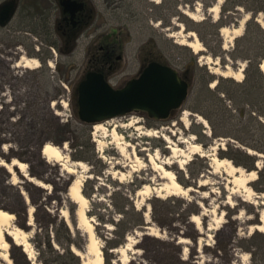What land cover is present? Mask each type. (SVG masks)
I'll return each instance as SVG.
<instances>
[{
	"label": "rangeland",
	"instance_id": "374dc122",
	"mask_svg": "<svg viewBox=\"0 0 264 264\" xmlns=\"http://www.w3.org/2000/svg\"><path fill=\"white\" fill-rule=\"evenodd\" d=\"M96 1L98 13L107 22L111 12L106 1ZM235 1L223 0L214 15L209 9L217 0H124V7L115 10L111 20L127 36L123 77L137 72L136 56L141 47V55L151 51L178 70L189 82V92L182 107L167 119L155 120L145 113L130 112L103 121L104 128L99 130L94 129L96 123L80 121L77 106L70 101L86 63L83 45L72 57H63L57 50L47 48L48 57L39 60L38 67L28 68L20 58H37L28 50L35 52L34 44H38L35 37L43 35L40 20L19 12L9 30L0 31L3 44L0 72L14 86L2 89L0 160L10 162L16 158L27 165L26 172L17 167L9 172L0 165V209L14 215L4 227L24 230L30 248L26 252L7 237L10 263L0 259L1 264H71L68 249L71 240L79 241L77 231L84 235L86 243L82 250L74 244L70 249L80 254L82 264H98V247L102 264H264V232L254 229V225L261 224L260 215L264 213V178L261 182L258 174L264 165V154L235 139L241 136L252 143L257 139L254 121L248 120L247 113L238 115L250 98L238 91L237 102L221 93L218 95L223 100L218 101L214 92L220 78L244 83L249 59L260 62L264 57V27L257 21H264V11L254 10L251 0H241L246 6H235ZM184 11L193 12L200 19H191ZM242 21L239 35L232 38V34H221L222 27L233 30ZM250 25H257L262 32L253 31ZM26 30L30 34H25ZM189 31L200 41L201 51L194 52L180 44L184 39L192 40L186 37ZM48 40L57 41V36L48 35ZM10 45L19 48L10 49ZM15 51L19 54L17 58ZM226 65L232 69L243 65L242 79L214 72L224 70ZM261 73L260 92L264 91ZM249 86L250 81L244 88L247 90ZM248 110L247 107L245 112ZM258 118L264 123V117ZM113 130L121 138L118 142ZM148 131L157 132L147 135ZM184 139L188 142L181 143ZM167 140L185 152L171 157ZM192 142L199 143L202 151L189 153ZM46 143L61 149L66 146L62 152L68 157L67 165L84 163V168L76 167L75 175L85 179L82 186L87 198L83 205L85 215H81L84 208L67 193L74 174L66 172L62 160L42 156L41 148ZM213 146L217 158L228 159L244 172L255 171L256 178L238 183L223 167L214 168L209 155ZM235 147L256 152L254 168L236 163L250 161L238 155ZM149 154L158 163L190 157L183 168L178 163L167 168L183 187L193 189L177 195L150 192L148 199L139 194L145 184L157 187L165 181L149 160ZM29 176L45 187L30 182ZM203 181L205 184L200 185ZM126 199L141 211V224H137L136 215H128V231L117 250L112 251L106 242L114 237L115 226L111 221L121 218L116 209H126ZM194 215L199 216L197 222L191 220Z\"/></svg>",
	"mask_w": 264,
	"mask_h": 264
},
{
	"label": "flooded vegetation",
	"instance_id": "af4514ba",
	"mask_svg": "<svg viewBox=\"0 0 264 264\" xmlns=\"http://www.w3.org/2000/svg\"><path fill=\"white\" fill-rule=\"evenodd\" d=\"M105 1L106 8L111 12L110 20L107 22H104L98 13L96 0H0V31L3 28L9 30L10 24L19 12H22L21 15L24 17L32 19L37 17L40 20L43 35L35 37L38 42V44H34L36 50L32 53L28 50V53L36 55L38 61L48 57L47 48L52 52L57 50L58 54L63 57H72L80 49L79 46L83 45L86 63L79 74L70 99L71 103L77 106V88L88 73L101 74L111 86L119 89L128 80L139 76L141 70L151 62L168 65L151 51H146L141 55L140 47L136 56L138 60L137 72L130 77H123L124 38L127 36L121 32L120 27H114L111 20L114 11L124 7V0ZM6 10L10 14L4 18L3 12ZM24 33L30 34L28 30ZM48 35L57 36V41L48 40ZM2 46L3 44L0 42V56L2 55ZM20 46L26 47L24 44ZM13 47L19 48L15 45H10L8 48ZM15 55L14 58L19 56L17 51H15ZM12 80L15 81L13 78ZM112 81L115 84H112ZM6 86L14 87L11 84V79L3 77L0 72V102L2 101V89ZM10 90L12 91V89Z\"/></svg>",
	"mask_w": 264,
	"mask_h": 264
},
{
	"label": "bare ground",
	"instance_id": "6f19581e",
	"mask_svg": "<svg viewBox=\"0 0 264 264\" xmlns=\"http://www.w3.org/2000/svg\"><path fill=\"white\" fill-rule=\"evenodd\" d=\"M223 0H217V2L210 7V12L214 13L216 15L219 10V5ZM184 13L190 17L191 19L194 20H199L200 17L197 16L195 13L190 12V11H184ZM257 21L261 24L262 27H264V21L257 19ZM243 22L236 27L233 30H230L228 27H222L220 29L221 34L224 36H228V34H232V38L235 37V35H239L242 31L243 28ZM186 37H192V40L184 39L183 41L180 42V44L187 45L188 47L192 48L194 52H199L203 49L200 41L197 39L195 36V33L193 31H189L186 34ZM207 60H210L208 57ZM20 62L22 63L23 66L28 67V68H36L39 66V61L36 58H26V57H21ZM216 63V61H214ZM49 65L52 66V63L49 62ZM259 69L264 73V57L260 60L259 62ZM222 76H230L238 81H240L243 77V65H240L239 68L232 69L230 66L226 65L224 67V70H216L214 71ZM213 86V85H212ZM199 121L203 123L205 126H207V122L203 118H199ZM104 123L99 122L94 125L95 130L103 129L104 128ZM154 132L157 131H148L146 134L147 135H154ZM113 137L117 140H120L121 138H118L116 130H113ZM169 142V145H167V148L170 149L171 152V157H176L178 154H183L185 150L181 148L179 145L175 144L171 140H167ZM181 143L183 142H188L186 139L180 141ZM121 143H119L120 145ZM122 145V144H121ZM129 145V144H128ZM66 146L64 145L61 148H59L56 145H51L50 143H46L42 148H41V153L44 158L47 160L49 159H54V160H62L66 166H64V169L66 172L74 174V177L71 179L68 187H67V193L70 199L74 201L76 204H78L79 207H83L85 205L87 198L83 195L82 193V186L84 182V177L81 175H75L76 174V167L77 168H84V163L81 161H76L73 164H66V161L68 160L67 155H65L62 150H64ZM120 149L123 150V146H120ZM213 152L210 153L211 155V160L212 163L214 164V168H220L223 167L224 171L226 174L230 177L233 178L235 182L238 183H245L246 181H250L256 178V173L255 171H249V172H244L243 168L233 165L228 159H219L215 155V150L216 146L212 147ZM201 146L197 142H192L189 144V153H198L201 152ZM248 153L254 154L255 152L248 149ZM149 160L153 162L154 168L160 172V178L164 179L165 181L162 182L159 186H152L149 184H145L139 191L138 193L144 196L146 199L149 198L150 192H155L157 195L160 193L165 192L167 195H177L180 193H186L187 191L192 190L193 188L191 186L188 187H183L178 180L176 179L175 173L167 168V166L173 164V163H178L180 168H183L184 165L187 164L188 160L190 157H186L185 160H174V162H171L170 160H166L164 162H156L155 158L152 154H149ZM261 155V154H259ZM259 165V163H256ZM0 165L5 167L9 172H13V167H17L20 171L26 172L27 171V165L26 163L16 159L12 158L10 162H5L4 160H0ZM26 174V173H25ZM15 177V176H13ZM28 180L32 183H34L38 187H45V185L38 179H35L33 177H28ZM205 182H200V185H204ZM244 189L246 192L250 193V189L248 188L247 185H244ZM84 209L81 210V215H85V206L83 207ZM145 216H147V213H145ZM14 219V215L12 213H9L7 211H4L0 209V259L3 260L6 263H10V258L8 256V247H9V242L7 240V237H10L14 244L20 245L24 247V251L30 252L29 248V242L26 239V232L22 230L21 228L17 226H9V227H4L7 223L12 221ZM194 222H197L199 220V216L194 215L191 219ZM260 221L261 224L254 225V229L260 230L264 232V213L260 215ZM28 224H31V221L28 222ZM117 250L116 248L113 249L112 251ZM76 254L80 255L79 253L76 252ZM32 257V256H31ZM96 257L98 260V264L103 263V256L101 252V248L98 247L96 250ZM1 264V263H0Z\"/></svg>",
	"mask_w": 264,
	"mask_h": 264
},
{
	"label": "water",
	"instance_id": "95a60500",
	"mask_svg": "<svg viewBox=\"0 0 264 264\" xmlns=\"http://www.w3.org/2000/svg\"><path fill=\"white\" fill-rule=\"evenodd\" d=\"M9 11L3 12L6 18ZM189 82L178 70L151 62L122 88L111 86L101 74L88 73L77 88V116L85 123H99L130 112H141L155 120L169 118L182 107Z\"/></svg>",
	"mask_w": 264,
	"mask_h": 264
},
{
	"label": "trees",
	"instance_id": "16d2710c",
	"mask_svg": "<svg viewBox=\"0 0 264 264\" xmlns=\"http://www.w3.org/2000/svg\"><path fill=\"white\" fill-rule=\"evenodd\" d=\"M251 2L254 4L253 5V9L254 10H263L264 11V0H251ZM246 6V4L244 5V3L241 0H237L235 1V6ZM250 24V23H249ZM247 23V26L249 25ZM249 28H251L253 31H258V32H262V30H260V28L257 25H250ZM248 65H247V70H246V76L247 79L245 80V82L241 83V82H235L232 79H227V78H220L218 80L217 83V87L216 90H214L217 100L218 101H222L223 97H226L228 100L230 101H235L236 100V93L239 91L241 94H247L249 95L250 99H247L246 105L249 108V110L247 112L245 107L240 108L238 115L240 117H242L243 115H245L247 113V118L249 121H254L255 126L257 127V139L255 142H250L245 140L243 137L241 136H235V139L241 143L243 146L249 147L259 153H263L264 154V123L261 119H259L258 117H264V91L262 89V92H260L259 90V85L258 83L262 81V73L259 69V62L257 61V59H249L248 61ZM250 81V86L249 89H245L244 87L246 86V83ZM243 90V91H242ZM213 92V91H212ZM221 93L223 95V97L219 96L218 94ZM263 95H259V94ZM258 94V95H257ZM260 96V97H259ZM210 119V117H208ZM243 124H245V121H242ZM216 135V133H215ZM235 151L237 152L238 155L244 156L246 158L249 159L250 163L246 164V163H239L236 162L237 164H242L247 168H254L253 166V161L255 160V156L254 155H250L247 153V151H243V149H239V147H235ZM234 159V156L231 157ZM235 160V159H234ZM258 174L259 177L261 178V182L262 179L264 178V165L258 170ZM264 188V187H263ZM264 190V189H262ZM128 200V199H126ZM117 213H119L121 215V218L117 221L114 222L113 220L111 221V223L114 224L115 228L113 231L114 237L112 238H107V243H109V248L110 249H115L118 248L119 245L122 243V239L124 238V236L126 235V232L128 231V228L130 226L129 221L127 220L128 215L133 214L136 215L138 217V223L137 224H141V211H139L138 209H136L128 200V207L125 208H121V209H116ZM73 220V219H72ZM73 223L76 224V222L73 220ZM122 225L124 226V229L122 227ZM69 234H71L70 232H68ZM76 237L79 239V241L74 242V241H70V246L68 249V253H69V258L71 261V264H82V260L81 257L79 255L76 254V252H72V249H70L71 245L74 244L78 249L82 250L84 248V244L85 242V237L82 233H80L79 231H77V234H75Z\"/></svg>",
	"mask_w": 264,
	"mask_h": 264
}]
</instances>
